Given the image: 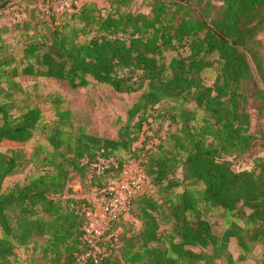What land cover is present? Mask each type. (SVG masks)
<instances>
[{"label":"trees","instance_id":"obj_1","mask_svg":"<svg viewBox=\"0 0 264 264\" xmlns=\"http://www.w3.org/2000/svg\"><path fill=\"white\" fill-rule=\"evenodd\" d=\"M143 1L148 12L133 9L134 0H110L106 7L85 2L64 11L47 6V15L36 21L20 17L0 25V144L26 142L42 119L37 106L14 114L18 76L55 78L73 88L87 86L91 78L118 93L142 91L116 138L83 129L72 134L66 128L69 112L54 98L57 118L52 127H42L51 147L42 164L49 169L6 191L3 181L14 172L17 155L0 150V264H11L16 248L46 233L51 264H214L232 237L244 247V238L264 244V153L248 170H233L225 158L256 145L264 149V128L251 131L248 111L255 103L257 118L264 121V90L247 61L264 86V0H186L196 10L174 0ZM9 31L21 32L19 59L7 52L3 34ZM170 51L176 53L168 60ZM211 68L216 74L207 85L202 74ZM163 100L192 107L179 109L173 133L151 148L142 145L141 166L153 190L130 208H136L140 227L118 219L95 243L104 252L80 260L91 248L83 239L80 213L88 198L73 195L70 174L89 173L88 164L100 158L110 161L106 172L121 171L128 153L136 155L132 146L149 110ZM196 109L203 113L199 125ZM107 185L92 175L89 189ZM156 190L159 198L153 197ZM64 192L62 207L54 196ZM215 210L243 226L231 221L220 235L214 233L205 216ZM161 224L168 227L161 230ZM207 247L211 255L194 249Z\"/></svg>","mask_w":264,"mask_h":264},{"label":"rangeland","instance_id":"obj_2","mask_svg":"<svg viewBox=\"0 0 264 264\" xmlns=\"http://www.w3.org/2000/svg\"><path fill=\"white\" fill-rule=\"evenodd\" d=\"M17 1V0H16ZM110 0H19L17 5L13 3L4 9L0 10V25H10L20 17L36 18L45 17L47 15V6L51 10H60L61 6L71 7L75 5L79 7L82 3L92 2L98 7L108 6ZM133 9L137 8L142 12H148L150 7L147 1L134 0ZM170 1V0H166ZM46 9V11L44 10ZM15 18V20L13 19ZM20 31H9L3 34V39L8 45L7 52L13 53L16 59L20 58L19 48L20 43L17 40L20 38ZM175 51L167 53L168 60L175 55ZM215 69L211 68L203 72L204 82L211 85L215 78ZM254 81L259 86L260 81L256 73L253 75ZM16 82L21 87V90L14 94L17 99V107L13 110L14 114H19L24 110L25 106H37L41 110L42 119L40 126L33 130L32 137L26 142L18 143L14 141L4 140L0 144V150L3 152L17 155V166L14 172L7 176L2 185L3 191L9 187L18 184H25L27 178L37 173H43L49 169L48 166H43V157L51 151L45 139V133L42 127H52L51 125L56 120L55 107L52 103L54 98H59L58 107L69 112V118L66 121V128L72 133L77 134L82 129L88 134L101 136L105 138H116L119 127L125 123L127 117V110L137 100L141 94V90L134 93H118L114 91L109 85L98 83L93 79H89V84L85 87H71L67 82L55 78L35 77L21 75L18 76ZM181 106L172 100H163L155 107L149 110L148 123L144 124L142 133L137 142L132 146L131 152L136 155L128 153L129 161H136L143 164L140 156L142 152V145L144 149L151 148L159 143L161 139H165L169 134L173 133L179 124L173 120L176 118ZM256 104L250 103L248 111L251 114V131L257 134L260 128H264V121L257 118ZM17 111V112H16ZM199 119L195 121L200 124V119L203 116L201 109H196ZM255 139H258L256 137ZM124 155L127 152L121 151ZM264 149L256 145L252 150L226 156L231 164L233 170L251 169L255 164L256 157L263 155ZM127 156V155H125ZM142 161V162H141ZM120 172L117 170L105 171L101 176L108 182L107 186L113 185L119 180ZM177 177L180 176V169L176 171ZM92 176L89 173L73 171L70 174L68 185L73 190L75 197H87L90 203H97L101 200L102 189H89ZM182 187H177L176 192H180ZM153 197L159 198L161 192H153ZM65 192L63 195L54 196L59 199L61 206L65 205ZM66 211V208H63ZM136 208L129 210L125 219L131 222L135 229L140 227V222L136 218ZM206 219L212 226L214 233L220 235L227 227L230 226L231 221L243 226L240 219L226 220L222 217L218 210L209 211L206 214ZM44 219H49V216H44ZM167 225H160V229H166ZM120 231V229H119ZM246 246L239 243L236 237L230 238L226 250V254L213 260L214 264H264V244L252 243L247 238L245 239ZM49 234L41 236H34L26 245L16 248L14 256L11 258V264H51L53 254L46 250L48 245ZM196 251H204L211 255V248L205 249L194 248ZM243 255V258L239 257ZM78 264V263H76Z\"/></svg>","mask_w":264,"mask_h":264},{"label":"built area","instance_id":"obj_3","mask_svg":"<svg viewBox=\"0 0 264 264\" xmlns=\"http://www.w3.org/2000/svg\"><path fill=\"white\" fill-rule=\"evenodd\" d=\"M68 7L61 6L60 10ZM15 20V18H13ZM110 161L98 159L88 164L89 174L102 176L109 168ZM153 185L139 162L128 161L121 169L119 180L113 185L102 189L101 200L97 203L83 204L80 213L85 222L82 226L83 239L90 245L87 253L81 256L85 260L87 256L96 257V254L104 252V248L96 246V241L102 238L110 225L120 218H125L135 199L142 195H149Z\"/></svg>","mask_w":264,"mask_h":264},{"label":"water","instance_id":"obj_4","mask_svg":"<svg viewBox=\"0 0 264 264\" xmlns=\"http://www.w3.org/2000/svg\"><path fill=\"white\" fill-rule=\"evenodd\" d=\"M174 1H176V2H180V3H183V4L187 5V6H189V7L193 8V9H195V7L193 6V4L190 3V2H188V1H186V0H174ZM13 2H14V0H8L7 2L1 4V5H0V10H2V9H4L5 7L11 5ZM195 10H196V9H195ZM201 17H202V16H201ZM208 27H209V29H211V31H213V32H214L219 38H221V39H223V40H226V38H224V37L221 36L218 32H216V31L212 28V26L208 25ZM243 54H244L245 56L248 57V55H247L245 52H243ZM247 61H248L249 66L251 67V69H252V73H253V75H254V74H255V70H254L253 62L251 61V59H250L249 57L247 58ZM259 87H260L261 89L264 90V86H263L262 83H260Z\"/></svg>","mask_w":264,"mask_h":264}]
</instances>
